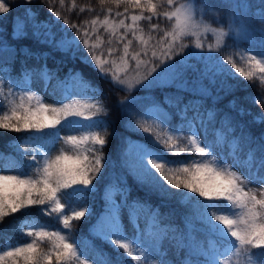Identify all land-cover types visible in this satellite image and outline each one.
I'll return each instance as SVG.
<instances>
[{
	"label": "snow or ice",
	"instance_id": "1",
	"mask_svg": "<svg viewBox=\"0 0 264 264\" xmlns=\"http://www.w3.org/2000/svg\"><path fill=\"white\" fill-rule=\"evenodd\" d=\"M41 2L56 23L62 22L59 39L31 7L23 18H14L12 38L27 39L30 28L37 43L79 60L117 95L109 104L100 85L82 70L69 69L60 78L45 63L28 71V59L46 61L47 54L27 46L11 49L0 33V52L24 57L16 78L0 66V130L22 134L12 144L14 155L0 153V224L21 214L12 227L28 241L5 237L0 264H123L125 258L128 264H264V143L243 130L234 136L227 115L216 128L217 110L203 103L206 97L218 101L220 92L231 93L230 79L258 78L264 85V28L253 26L247 0H222L223 12L213 0H98L99 8L91 0L84 6L77 0ZM11 10L9 0H0V16ZM73 11L95 15L77 23L69 20ZM255 15L264 23V10ZM193 58L202 67L191 63ZM189 72L194 79H188ZM37 81L53 102L35 90ZM166 87L200 100L165 94L161 103L150 95ZM252 100L259 104L264 97ZM228 106L235 109L236 101ZM113 107L126 131L146 135L152 145L121 138L123 171L109 172L103 210L89 229V236L110 246L115 258L92 239L73 234V222L94 214L88 201L100 192L105 170L116 167L104 153L109 137L115 138L106 119ZM174 114L179 123H173ZM254 122L264 123V113ZM128 176L165 206L181 205L184 230L165 224L159 206L130 200ZM33 210L38 215H31ZM54 225L59 227L52 230Z\"/></svg>",
	"mask_w": 264,
	"mask_h": 264
},
{
	"label": "trees",
	"instance_id": "2",
	"mask_svg": "<svg viewBox=\"0 0 264 264\" xmlns=\"http://www.w3.org/2000/svg\"><path fill=\"white\" fill-rule=\"evenodd\" d=\"M9 2L12 4V10L9 13L4 14L3 16H0V33H2L3 37L6 39L7 45H9L11 49L15 50H18L21 46H27L28 48L32 49L33 52L47 54L46 61L42 57L39 59H28L26 64V68L28 71L35 70L37 68H42L45 63L47 65V69L51 72L57 73L60 78L66 76L68 74L69 69L82 70L87 78L92 79L94 83L100 85V88L104 92L105 97L108 98L107 102L112 105L115 104V99L117 95L115 90H112L111 86L107 84V82L100 80L99 76L94 72V70L81 64L79 60L73 61L69 55L61 51L55 50L49 45L37 43L31 36L30 28L29 36L27 39L14 40L12 38L14 18H23L25 15V9L31 7L33 11L37 13V18L39 21H45L53 26L52 30L57 33V38L59 39V36L61 35L60 28L62 22L56 23L55 18L50 15L46 3H42L41 0H34V3L31 5L24 4L23 0H9ZM89 2L90 0H77V4L80 6L87 5L89 4ZM178 2H182V0H178ZM247 2L251 6L250 13L252 14L251 20L253 26L256 29L264 28V23H261L255 15V13H257L258 11L264 10V0H247ZM213 3L221 12L225 11V9L221 7L222 0H213ZM91 5L93 7L99 8L98 0H91ZM54 7L58 8L59 5H54ZM163 10L164 9H161V11ZM93 15H95V13L85 12L81 13L78 16L76 11H73L69 15V20L79 23L80 20L84 17L91 18ZM153 22L156 21L154 20ZM72 34L73 33L71 31L68 32L69 37ZM208 42H212L211 36L208 37ZM229 43H231V41H229ZM240 47L249 48L250 45L246 43H241ZM23 61V56L10 55L7 52H0V66L7 68L9 73L11 74V77L13 78L22 75V72L24 70ZM190 62L193 64H197L198 67H202V64H200L195 58H193ZM0 75L3 74L0 73ZM195 75L196 74L189 72L188 79H194ZM4 78L6 80L8 79L7 76H5ZM229 83L235 85L234 90L231 93L225 94L223 92H220L219 95L222 98L218 101H214L210 97H206L203 100L204 106L206 108H214L218 112L216 128L220 127L219 120L225 115H227L232 119L233 126L235 127V132L233 133L234 136L238 137L241 134V130H243L245 133H250L255 141H258L259 143H264V139H261L262 134H264V123L254 122V117L260 115L261 113H264V100H262L259 104L254 103L252 100L253 97H264V85H261L258 78L254 79L252 82L245 81L243 78H241L239 81L230 79ZM205 84H207V81H205ZM165 94L181 95L185 98V101L189 99H195L197 101L200 100L199 97H194L191 93L188 92L177 93L176 89L173 87H166L163 89L157 88L150 93L151 96L155 97V99L157 101H160L161 103ZM119 95L123 96L124 93H119ZM134 95L144 96L148 95V93L136 92L134 93ZM216 95V91L213 90V96ZM230 100L236 101L235 109L230 108L228 106ZM239 109H244L245 114L240 115ZM189 115H191V113H189ZM106 119L109 124V131L114 130L115 138H113L112 136L109 137V143L108 146L104 149V153L106 158H109L115 162L116 167L111 170H105L104 178L101 179L98 185V187L100 188V192L95 194L94 198H91L88 201V204L92 208L94 214L92 216H86L85 219L82 221L73 222V234L76 238L84 236L88 237L89 239H92L93 243H95L98 247L103 248L105 252H107L111 257L115 258L116 253L112 250L110 246H108L107 244H102L99 240H95L91 236H89V229L96 221L97 216L103 210V200L101 197L103 195L105 184L109 182V172H111L113 175H120L123 171L119 167L120 153L124 146L121 138L127 137L133 140L149 144L150 141L146 138V135L144 134L126 131L124 129V124L121 122L120 119V112L115 107L112 108V111ZM179 122L180 116L174 114L173 123ZM211 133L212 129L209 128V135H211ZM21 135L22 134L7 133L0 130V153L6 156L14 155L15 152L12 147V144L15 143V138ZM150 146L152 145L150 144ZM252 146L255 147L256 144L254 143ZM257 155H259V153H257ZM127 179L128 185L131 188L130 200L139 198L141 201H148L154 207L159 206L162 216L165 217V224L171 223L174 226H179L182 231L184 230L183 213L185 210L181 205L175 202H171L165 206L157 196L146 194L145 190H142L138 185L135 184L131 176H128ZM74 206L80 208L83 206V204H74ZM31 215H38V213L33 210ZM21 218V214H16L13 217L6 218L4 223L0 224V247L4 246L5 237H10L14 243L17 241L20 243L28 242L20 235L19 232L15 231L12 227ZM40 218L41 220H44L49 224H54V222L49 218ZM56 227H59V225H54L52 230H55ZM41 246L47 247V244H42ZM123 264H128L127 258L124 259Z\"/></svg>",
	"mask_w": 264,
	"mask_h": 264
},
{
	"label": "rangeland",
	"instance_id": "3",
	"mask_svg": "<svg viewBox=\"0 0 264 264\" xmlns=\"http://www.w3.org/2000/svg\"><path fill=\"white\" fill-rule=\"evenodd\" d=\"M41 68H37L35 69L36 71L40 70ZM31 71H34V70H31ZM54 83V81H53ZM33 87L35 88V90L39 91L41 93V95L44 96L45 100L47 102H53V97L51 95H49L47 92H45L43 90V87H42V82L40 81H37L36 83L33 84ZM50 91V90H49ZM62 134H68L67 132H64ZM251 187L253 188H259V185L257 184H253ZM259 195V193H257ZM102 212V211H101ZM96 222V221H95ZM94 222V223H95ZM124 225H125V229L126 231L128 232L129 236L132 235L133 233V230H132V227L131 225L128 223V219H127V213L124 214ZM142 228L144 227V222L141 221V225H140ZM85 238H88V237H85ZM89 239V238H88ZM95 244V243H94ZM96 245V244H95Z\"/></svg>",
	"mask_w": 264,
	"mask_h": 264
}]
</instances>
